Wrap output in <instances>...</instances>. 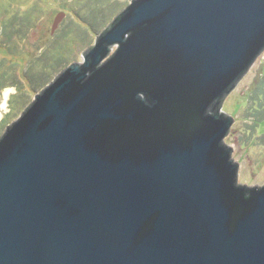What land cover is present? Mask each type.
Masks as SVG:
<instances>
[{"label":"water","instance_id":"obj_1","mask_svg":"<svg viewBox=\"0 0 264 264\" xmlns=\"http://www.w3.org/2000/svg\"><path fill=\"white\" fill-rule=\"evenodd\" d=\"M262 51L264 0H131L0 136V264H264L221 112Z\"/></svg>","mask_w":264,"mask_h":264},{"label":"rangeland","instance_id":"obj_2","mask_svg":"<svg viewBox=\"0 0 264 264\" xmlns=\"http://www.w3.org/2000/svg\"><path fill=\"white\" fill-rule=\"evenodd\" d=\"M130 1L0 0V136L60 72L82 62V54ZM24 15L29 21L18 19ZM257 87L264 89V51L221 107L232 118L222 143L232 146L233 160L243 165L239 184L247 187L264 186V116L256 122L264 94L254 95Z\"/></svg>","mask_w":264,"mask_h":264},{"label":"trees","instance_id":"obj_3","mask_svg":"<svg viewBox=\"0 0 264 264\" xmlns=\"http://www.w3.org/2000/svg\"><path fill=\"white\" fill-rule=\"evenodd\" d=\"M23 19L25 22H27V20L29 21V18L27 17V16H20L18 19ZM3 32H5V31H3ZM5 34V33H4ZM262 81H263V79H262ZM262 94H264V89L262 88V87H257L256 89H255V91H254V95H256L259 99H263V97H262ZM261 101V100H260ZM259 105H260V108H262L259 112H260V115H261V117H260V119H258V121H256V119L257 118H254V117H252V118H254L255 119V121L258 123V122H260V121H263L262 120V117L264 116V105L262 104V103H259ZM254 119H253V121H254ZM256 122H254V124L256 123Z\"/></svg>","mask_w":264,"mask_h":264},{"label":"bare ground","instance_id":"obj_4","mask_svg":"<svg viewBox=\"0 0 264 264\" xmlns=\"http://www.w3.org/2000/svg\"><path fill=\"white\" fill-rule=\"evenodd\" d=\"M10 91H5V96H7L9 94ZM7 98V97H6Z\"/></svg>","mask_w":264,"mask_h":264}]
</instances>
